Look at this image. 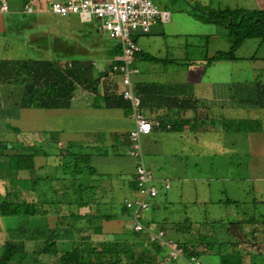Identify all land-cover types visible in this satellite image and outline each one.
Returning <instances> with one entry per match:
<instances>
[{
  "label": "trees",
  "instance_id": "trees-1",
  "mask_svg": "<svg viewBox=\"0 0 264 264\" xmlns=\"http://www.w3.org/2000/svg\"><path fill=\"white\" fill-rule=\"evenodd\" d=\"M189 5L194 18L220 23L227 29L230 39V48L216 51L206 58V63L235 59V51L246 39H264V8H211L208 4L201 6L191 2ZM120 51L116 43L113 54ZM58 55L27 60L0 59V86H11L0 90V104L64 108L70 106L78 86L96 93L102 86L105 106L130 109L129 103L117 94L115 84L109 79L111 70L95 73L89 60L74 58L69 59L70 66L67 61L62 65L58 58L68 59L69 55ZM145 55L144 59L148 61L157 60L152 55ZM147 85L137 84L136 92L146 91ZM182 106L190 108L189 105ZM165 115L157 117L162 124ZM182 123L176 120L172 125L179 129ZM7 132L16 137L11 141L0 140V170L38 169L44 174L36 185L37 178L32 175L25 180L9 176L0 178V219L8 214L16 219L15 225L8 226L6 236L0 239V264H188L181 257L167 259L164 245L151 241L147 231L134 230L133 211L126 206L125 198L126 193H132L128 195L131 198L140 196L136 176L97 172L90 162L92 156L108 151L104 147L55 140L57 146L52 147V141L46 137L40 139L41 143L24 141L16 127ZM10 152L18 153V156L14 158L15 154ZM134 157L136 165L140 160ZM30 181L34 184H29ZM157 195L158 191L143 209L147 216L140 220L137 215L138 220L153 230H163L165 237L175 239L183 247L184 256L194 254L200 257L196 242L204 243V247L211 243L216 246L211 249L220 256L217 264H264L261 251L264 247V215L229 221H202L194 231L197 234L194 238L190 234L193 232L192 223L196 222L182 213L178 218L171 212L162 213L168 203L157 201ZM108 224L113 225L105 227ZM257 224L263 227L258 228ZM216 226H225L222 230L224 236L217 235ZM205 229L211 230L210 233ZM60 238L64 239L63 247L52 248L58 246Z\"/></svg>",
  "mask_w": 264,
  "mask_h": 264
},
{
  "label": "rangeland",
  "instance_id": "rangeland-1",
  "mask_svg": "<svg viewBox=\"0 0 264 264\" xmlns=\"http://www.w3.org/2000/svg\"><path fill=\"white\" fill-rule=\"evenodd\" d=\"M153 1L158 8L170 12L168 21L162 23L169 24L171 27L175 26L180 32L188 33V35H167L161 40H156L157 42L155 44H158L156 47L155 44L151 46L147 44L148 37L139 36L138 44L144 51L162 58H165V56L176 57L178 58V63H185L187 66L186 68L177 66L170 69L171 72H168L167 77L160 79V77L164 76L162 75L158 78L160 81H172V75L174 79L183 80L191 85V87L199 84L195 93L196 95L206 91L207 84H205V82H209L213 79L224 81L229 76L232 79L238 80L236 82L238 87L244 86L246 88H251L258 84L256 81L260 80L262 77L261 75L251 76V69L248 67L247 60L253 55L261 58L264 57V39L258 37L246 39L239 46L237 52H235L236 59H232L231 61L226 60L225 62L219 63V65L206 66L199 64L197 59L205 58L206 55L209 57L219 49L228 50L231 43L227 34V29L223 25L217 22H206L194 18L190 12L189 2L201 6L208 4L211 8H225L227 6L231 8L243 7L252 9L257 7L264 8V3H261L264 0ZM176 12L182 13L179 14ZM63 20L77 25L76 31L81 28L88 32L97 31V23L95 20L90 23L81 22L79 21V17L73 14L65 16ZM53 32L57 37L60 31L56 33V30H54ZM194 33H200V35H195ZM76 34H70L69 36L76 38ZM7 37L10 40V47H8L7 52L8 55L13 57V59H17V55L25 56L22 51L25 45L20 44L21 49L18 50L20 46L14 41L17 34L9 33ZM82 37L83 36L79 33L77 34L78 40L75 42L74 46H80L79 40ZM58 38L65 39V36L59 35ZM101 39L104 42V36H101ZM82 40H85L84 46L88 48V42H90L89 37H85V39L82 38ZM63 42L62 46L70 44L66 43L65 40ZM100 44L103 47V43ZM34 47V45L29 44L26 48L32 49ZM206 52L208 53L206 54ZM88 53L89 54H85V56L102 55L99 50ZM65 55L68 57L67 54ZM94 59L98 62L97 67L91 65L95 73H100L106 68L109 69L102 58L97 57ZM87 60H89L90 63L92 62V64L94 62L89 58ZM145 65L149 68L148 74L144 77L145 80L153 77V74L156 76L155 74L164 70L163 64L160 63L154 65L152 62H148ZM173 66L175 65H169L166 68L169 69ZM203 67H206V72L204 74ZM164 72L165 71L162 73ZM10 87L11 86L6 87V84H2L1 90H7ZM233 92L238 93L236 98H234L236 102L235 106H225V108H229L233 111V115L229 118H232V122L241 118L250 119L249 124L243 123H245L244 128L252 129V133L249 134L250 137H244L243 141L237 142L240 147L235 150L225 153L209 146V143H220L224 145V143L226 144L227 141L230 140L228 137L230 132L225 133L223 131V126L218 122L221 120L218 119L215 124L216 126L214 125L215 130L206 131L202 136L200 132L193 130L190 132L187 131L190 134H182L178 131V128L170 131L163 130L160 134L155 136L156 141L149 140V142H146L148 149L153 146L156 149L157 147L160 149V151H157L159 153L155 154L152 152H145L141 138L140 149L143 151L145 165L151 172L150 183L155 185L158 189V195L155 199L159 202L168 203L166 204V209H162V213L171 212L177 218L182 216L180 214L182 213L184 216H188L192 222H196L194 224L192 223L193 232L190 234L193 235L194 238L197 236L194 231L200 226L198 223L202 221H212L215 219L229 221L264 215V156H262L264 153V95L262 96L263 101L257 103L255 100L245 101L240 99V97L246 95L248 97H255V94L252 95L251 93L240 91L237 88H234ZM77 96H81L79 89ZM81 99H83V97ZM239 102H241V104H239ZM196 103L194 99V104ZM209 125L210 122L207 121L203 126L209 127ZM229 127L232 129L234 126L231 125ZM22 134H26L29 137L23 136ZM18 135L24 141L37 142L35 137H31L34 133L27 134L20 132ZM13 137L15 138L16 135L10 134L9 132H2L0 136L1 139H7L9 141H11ZM198 137L203 138L204 141H197L196 138ZM57 138H59V135ZM57 138L49 140L52 141L50 144L52 147L57 146V144L53 142ZM100 140L103 147L108 150L104 155H117L114 153L117 148L115 149L108 141H104L103 137ZM252 140H254L253 145ZM249 147L255 151L251 152ZM10 153L15 154L13 155L14 158L18 156V153L17 155L15 152ZM90 164L93 166L92 161ZM175 169L180 173H177ZM40 173L38 169L26 170L25 172H20L16 169L0 170V178L9 176L19 177V179L25 180L32 175V177L36 176L37 178L35 181L36 185L43 177ZM167 180L169 182V187L165 188ZM32 182L33 181H30L29 184H32ZM128 195H132V193H126L127 198L125 199L127 200L131 199ZM229 201L235 203H227ZM146 214V210H141L137 215L139 219L142 220L147 216ZM15 223L16 219L14 216L8 214L1 217L0 239L6 236V228L8 226H14ZM128 224L131 225L130 220H128ZM112 225L113 224H108L105 225V227H110ZM183 226L186 228V225ZM256 227L260 228L263 226L257 224ZM224 228L225 226L222 228L216 226L217 235L224 236L222 231ZM206 231L210 233L211 230L207 229ZM63 240V238L58 239V246L56 244L55 247L52 248L63 247ZM203 245L204 243L200 242H196L195 245L196 252H199L200 259L205 264H216L217 258L214 256L216 252L211 249V247L215 245L211 243H208L206 245L207 247ZM28 246L31 248V243ZM256 251H258V249H256ZM261 251L264 254V247L261 248ZM46 258H49V255H46Z\"/></svg>",
  "mask_w": 264,
  "mask_h": 264
},
{
  "label": "crops",
  "instance_id": "crops-1",
  "mask_svg": "<svg viewBox=\"0 0 264 264\" xmlns=\"http://www.w3.org/2000/svg\"><path fill=\"white\" fill-rule=\"evenodd\" d=\"M52 1L53 0L7 1L8 9L3 12L0 11V59H13V57L7 53L8 47H10V40L7 37L9 33H13L15 35L17 34L14 41L18 46H20V44L25 45V47L22 48L25 56L17 55V59L27 60L42 56L50 57L57 54H59L58 56H61L60 54L64 53L71 56L68 57V59L59 57L58 60L62 61V65H64L66 61V64H68L70 62V58L79 60H87L89 58L92 59V61L97 62V60L94 59L97 57L102 58L105 65H107L111 61V58L117 55L113 54L114 45L117 43L116 40L110 39L96 30L94 32H88L81 28L76 31L77 25L63 20L66 15L59 16L49 11V5ZM261 3H264V1ZM25 4H28L32 8L30 12L25 11ZM176 13L181 14L182 12ZM93 20L96 21L98 28L99 21L97 19ZM79 21L84 22L80 18ZM54 30H56V33L60 31L59 34H57V37L53 32ZM76 33L83 36V39H85V37H89L90 42H88V48L84 46L85 40L83 41L82 38L79 40L80 46H74L75 42L78 40ZM70 34H76V38H72L69 36ZM194 34L200 35V33ZM59 35H64L65 39L58 38ZM167 35H188V33L178 31L175 26L171 27L169 24L157 22L151 25L148 33L136 34L135 41L138 44L139 36L148 37L147 44H150L151 46L157 42L156 40H161ZM101 36H104V42L101 39ZM64 40L66 43L70 44L62 46ZM100 43H103V47ZM29 44H32L35 47L32 49L26 48ZM54 45L58 48L56 49ZM156 45L158 44H155V47ZM20 49L21 46L18 50ZM94 50H99L102 55L91 57L85 56V54H89L88 52L92 53ZM237 50L235 52H237ZM57 51H59V53H56ZM207 53L208 52H206V54ZM145 54L152 55L156 57L157 60L148 61L147 59H144L147 56ZM206 58L207 55L205 58L197 59V62L206 66L219 65L221 62H225L215 61L206 63ZM177 60L178 58L176 57L165 56V58H162L158 55L148 53L142 48L136 56L134 65L137 68V73L133 75L132 81L134 88L137 84L149 85L146 91L139 93L136 92L135 88V92L141 98V111L154 123L152 130L141 136L145 152H152L154 154L159 153L157 152L160 151L158 147L156 149L153 146L148 149L146 142H149V140L156 141L155 136L160 134L163 130L170 131L175 129L172 124L175 123L176 120L183 122L182 127L178 129L180 133L190 134L189 132L193 130L200 132L201 136L206 131L215 130L214 127L216 126L215 124L217 119L221 120L218 122L221 126H223V131L225 133L230 132L228 134L230 140L227 141L226 144L224 143V145H221L220 143H209V146L225 153L240 147L237 142L243 141L244 137H250L249 134L252 133V129L244 128L245 123L249 124L250 119L241 118L232 122V118L229 117L233 115V111L229 108H225V106H235L236 102L234 101V98H236L238 93L233 92L234 88H237L240 91H245L246 93H251L252 95L255 94V97H248L247 95L240 97L241 100H255L257 103H261L263 101L264 57L261 58L255 55L247 60L248 67L251 69V76L261 75L262 77L260 80L256 81L258 84L254 87H238L236 85L238 80L232 79L229 76L224 81L213 79L209 82H205V84H207V89L199 95L195 94L199 84L191 87V85L187 84L183 80L174 79L172 75V81L169 82H162L158 79L162 75L164 76L160 77V79L167 77L168 72H171L170 69L172 68L177 66L180 68L187 67L185 63H178ZM148 62H152L154 65L156 63L163 64L164 70L155 74L156 76L153 74V77L145 80L144 77L149 71V68L145 64ZM169 65L175 66L167 69L166 67ZM107 66L109 67V65ZM106 70H110V68H106ZM163 71L165 72L162 73ZM205 72L206 67H203V74ZM109 79L115 84L116 92L120 95V92L123 89L120 76L116 73L110 72ZM1 89L2 85L0 86V90ZM78 89L81 93L80 97L77 96ZM99 89L100 92L96 93L88 89H84L82 86H78L70 100V106L64 108L15 107L0 104V136L2 132L10 131L15 127L19 128L20 126L21 133H34L31 137H35L39 143H41L40 139L43 137H46L48 140H53L59 135V138L55 141L67 143L71 142L76 143L77 145L81 144L82 146H88L91 144L97 146L99 144V146H97L99 148H103L100 140L103 137L104 141H108L114 148H117L116 152H114L117 155H94L92 156V167H94L97 172L101 173L135 176L134 166L137 159L130 153L131 147L128 135L129 130L134 126L131 110L129 108L123 109L121 107L113 108L105 106L102 86H100ZM82 97L83 99H81ZM194 99L197 102L196 104H194ZM183 100H186L187 103H184ZM183 104L189 105L190 108L184 109L182 106ZM239 104H241V102H239ZM159 114H166L163 119V124L157 119ZM207 121L210 122L209 127L203 126ZM168 125H171L172 128L169 129ZM231 125L234 126L232 129L229 127ZM113 134H118L119 136L114 137ZM23 136L29 137L26 134ZM196 140L204 141V139L200 137L196 138ZM253 141L254 140H252V145ZM249 148L251 149V152L255 151L251 147ZM262 156H264V153ZM20 172H25V170H21ZM40 172V174H44L43 171L40 170ZM176 172L180 173L177 170ZM27 179H30V176ZM37 186L39 188L40 184ZM214 256L217 258V263H219L218 261L220 260V256L218 254H214Z\"/></svg>",
  "mask_w": 264,
  "mask_h": 264
},
{
  "label": "built area",
  "instance_id": "built-area-1",
  "mask_svg": "<svg viewBox=\"0 0 264 264\" xmlns=\"http://www.w3.org/2000/svg\"><path fill=\"white\" fill-rule=\"evenodd\" d=\"M8 0H0V11L8 9ZM25 11L32 8L24 5ZM53 14L64 16L70 13L77 14L84 22L92 19L99 21L98 31L110 39L117 41L121 51L110 61V70L120 76L123 89L120 95L129 103L131 116L134 122L129 130L130 153L139 158L135 165V176L140 196L126 200V206L133 211V228L135 231H147L151 241H157L166 247L167 259L183 258L188 264H205L200 257L192 254L184 256L183 247L173 238L165 237L163 230H153L138 220L137 213L146 209L149 200L157 194V187L150 183L151 172L146 168L143 152L140 149L141 136L152 130L153 121L148 119L141 111V100L136 94L132 77L137 73L134 65L137 54L141 48L135 41L138 33L149 32L153 23L166 22L170 12L160 9L153 0H53L49 5ZM70 66V63H68ZM98 66L97 62H93ZM104 71V69L102 70ZM158 123V122H156ZM170 128V125H168ZM165 187H169L168 180Z\"/></svg>",
  "mask_w": 264,
  "mask_h": 264
},
{
  "label": "clouds",
  "instance_id": "clouds-1",
  "mask_svg": "<svg viewBox=\"0 0 264 264\" xmlns=\"http://www.w3.org/2000/svg\"><path fill=\"white\" fill-rule=\"evenodd\" d=\"M110 64V62L107 64V65H109ZM105 70V69H104Z\"/></svg>",
  "mask_w": 264,
  "mask_h": 264
}]
</instances>
